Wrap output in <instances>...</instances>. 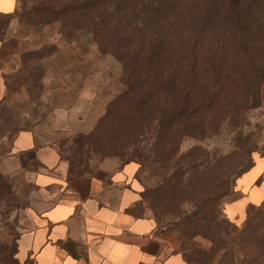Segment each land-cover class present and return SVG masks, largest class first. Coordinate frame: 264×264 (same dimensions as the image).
<instances>
[{"label": "rangeland", "instance_id": "374dc122", "mask_svg": "<svg viewBox=\"0 0 264 264\" xmlns=\"http://www.w3.org/2000/svg\"><path fill=\"white\" fill-rule=\"evenodd\" d=\"M206 1L202 7L213 0ZM64 2L18 0L14 14L0 17L6 85L0 99V264H16V238L39 208L41 194L29 172L35 165L27 153L20 163L12 156L24 129L41 144L52 143L72 172L103 173L134 162L142 189L138 211L181 235L192 262L264 264V62L258 80L243 91L249 101L242 100L240 115L222 113L215 127L183 135L182 116L167 111L161 120L155 101L124 89L121 61L104 51L100 36L101 46L88 29L76 27L81 16L62 20ZM238 5L248 8L245 0ZM258 5L264 9V0ZM247 167L255 175L242 189L239 177Z\"/></svg>", "mask_w": 264, "mask_h": 264}, {"label": "trees", "instance_id": "16d2710c", "mask_svg": "<svg viewBox=\"0 0 264 264\" xmlns=\"http://www.w3.org/2000/svg\"><path fill=\"white\" fill-rule=\"evenodd\" d=\"M242 1L202 7L206 0H66L61 18L81 16L76 27L88 29L101 46L100 36L104 51L121 61L124 89L155 101L159 119L167 111L182 116L186 135L215 127L222 113L235 119L246 107L242 100L249 101L243 91L259 78L264 9L261 0H245L248 8L238 5ZM253 149L249 143L247 151ZM17 238L13 261L20 264Z\"/></svg>", "mask_w": 264, "mask_h": 264}, {"label": "crops", "instance_id": "0c3cea01", "mask_svg": "<svg viewBox=\"0 0 264 264\" xmlns=\"http://www.w3.org/2000/svg\"><path fill=\"white\" fill-rule=\"evenodd\" d=\"M17 8L18 0H0V15ZM2 63L0 99L6 93ZM22 153L35 165L29 172L41 196L31 225L17 238L20 264H196L185 256L179 235L138 211L142 189L134 162L103 173L72 172L52 143L41 144L28 129L14 139L18 163ZM254 175L251 168L239 177L242 189Z\"/></svg>", "mask_w": 264, "mask_h": 264}]
</instances>
